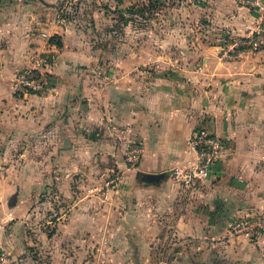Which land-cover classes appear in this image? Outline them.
<instances>
[{"label": "rangeland", "instance_id": "obj_1", "mask_svg": "<svg viewBox=\"0 0 264 264\" xmlns=\"http://www.w3.org/2000/svg\"><path fill=\"white\" fill-rule=\"evenodd\" d=\"M201 1L6 0L3 9L29 17L32 33L43 40L35 44L42 51H35L22 70L38 57L51 59L54 66L56 48L66 47L74 79H82L71 97L97 107L103 125L80 127L79 113L64 119L61 109L53 150L47 149L44 137L38 150L23 146L29 139L22 149L0 147V191L9 190L0 204L11 212L0 216V264H264V247L240 225L255 220L258 213L215 215L210 233V228L196 230L202 215H191L175 201L168 214L143 215L136 207L141 200L128 208L126 196L120 199L123 205H116L117 192L124 190L119 179L130 168V148L139 143L117 149L113 134L118 127L112 117L116 95L109 83L113 68L135 64L151 82L170 77L171 64L186 59L182 51L195 45L196 34L208 30L201 27L203 12L196 8ZM258 13L262 25L248 37L232 40L236 49L264 50V12ZM53 37L61 47L49 43ZM51 72L42 93L14 94H53L57 77Z\"/></svg>", "mask_w": 264, "mask_h": 264}, {"label": "crops", "instance_id": "obj_2", "mask_svg": "<svg viewBox=\"0 0 264 264\" xmlns=\"http://www.w3.org/2000/svg\"><path fill=\"white\" fill-rule=\"evenodd\" d=\"M260 2L264 8V0ZM196 8L203 12L201 27L208 30L205 35L196 34L195 45L182 51L186 59L171 64L170 77L151 82L135 64L113 68L109 83L116 95L112 117L118 127L113 134L117 149L134 142L142 145L136 168H127L119 179L124 190L117 192L116 205H123L120 199L126 196L128 208L141 200L142 205L136 207L143 215L168 214L175 201L191 215L203 216L196 230L205 227L212 233L215 215H255L264 210V50L241 51L232 42L252 34L262 25V18L259 11L240 6L236 0H202ZM33 29L29 17L0 10V147L6 151L22 149L28 139L23 146L38 150L42 137L47 149L53 150L55 119L61 109L64 119L79 113L80 127L103 125L97 107L71 97L74 91L77 95L75 87L81 86L82 79H74L73 64L66 62L73 59L66 47L56 48L53 94H14L16 72L30 64L35 51H42L35 44L43 40ZM51 50L56 51L55 47ZM199 126L222 141L220 159L196 190L171 187L169 172L192 160L186 141ZM146 175L159 179L149 183ZM8 191L3 187L0 199ZM8 213L1 203L0 216ZM256 240L264 247L263 233Z\"/></svg>", "mask_w": 264, "mask_h": 264}, {"label": "built area", "instance_id": "obj_3", "mask_svg": "<svg viewBox=\"0 0 264 264\" xmlns=\"http://www.w3.org/2000/svg\"><path fill=\"white\" fill-rule=\"evenodd\" d=\"M236 1L243 7L264 12L260 0ZM256 33L258 34L260 31ZM41 36L44 38L48 37L45 33L41 34ZM52 67L51 59L46 57L36 58L31 63L30 68L16 73L15 90L42 93L45 90L44 81L47 78V73ZM186 145L188 152L192 155V160L185 167L170 170L169 178L183 188L194 190L202 186L211 176L213 168L220 159L223 143L215 135L199 126L192 131L186 141ZM139 146L140 143L134 144L130 148L131 152L128 156V162L132 169H135L140 161L142 148ZM262 220L264 221V210L259 213L255 220L245 219L241 221L240 225L244 231H247V236H256L257 238L261 232L260 229L264 231V225H261ZM253 228L255 232L252 233Z\"/></svg>", "mask_w": 264, "mask_h": 264}, {"label": "trees", "instance_id": "obj_4", "mask_svg": "<svg viewBox=\"0 0 264 264\" xmlns=\"http://www.w3.org/2000/svg\"><path fill=\"white\" fill-rule=\"evenodd\" d=\"M5 2H6V0H0V10H2L3 7L5 6L4 5ZM49 43L52 44V45H55L58 48L61 47V42L55 37L51 38L49 40ZM47 78H49V76H47ZM143 177H145V176H143Z\"/></svg>", "mask_w": 264, "mask_h": 264}, {"label": "water", "instance_id": "obj_5", "mask_svg": "<svg viewBox=\"0 0 264 264\" xmlns=\"http://www.w3.org/2000/svg\"><path fill=\"white\" fill-rule=\"evenodd\" d=\"M158 179H159V176H151V175L145 176V180L149 183L152 182L153 180H158Z\"/></svg>", "mask_w": 264, "mask_h": 264}]
</instances>
